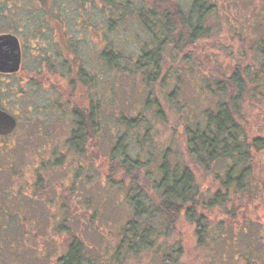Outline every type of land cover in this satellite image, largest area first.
<instances>
[{
    "label": "trees",
    "instance_id": "16d2710c",
    "mask_svg": "<svg viewBox=\"0 0 264 264\" xmlns=\"http://www.w3.org/2000/svg\"><path fill=\"white\" fill-rule=\"evenodd\" d=\"M212 8L210 0H193L188 11L178 0H0V35H16L23 53L31 58L35 55L38 63V71L27 70L26 78H16L23 68L16 75H0V103L19 119L12 134L0 136L4 141L0 143V264H25L26 259L37 257L26 248L25 237L28 223L34 226L40 221L18 218L21 204L13 201L20 197L22 186L12 194L10 187L2 184L10 181L7 177H14L11 173L18 167L16 158L26 153L28 133L18 137V127L26 120L29 75L33 76L31 81L35 77L42 83L49 75L62 77L70 86L79 83L88 94V106L70 112L73 126L67 147L73 154L84 155L86 145L99 139L98 133L107 128L116 132L109 158L132 180L128 190L132 214L118 232L115 246L105 250L112 261L123 264L129 256L153 250L162 258V264H183L182 247L174 256L170 251L173 246L167 243L182 217L195 227L199 247L213 246L218 256L227 251L236 264H257L254 260L264 257V228L256 226L257 221L244 212L255 203L264 205V184L256 172V161L264 156V134L250 135L241 120L245 118L243 108L248 95L257 98L263 93L259 78H248L252 80L248 86L249 80L237 68L225 81L207 83L216 107H208L202 117L192 115L186 122L189 153L213 174L215 189L204 190L192 167L173 162L166 152L155 167L153 193L138 187L136 171L152 161V151L145 145L153 139L150 131L155 118L163 116L161 102L155 98V85L172 82L170 98L178 103L174 94L182 89L183 73L188 76L181 67L165 71L166 58L185 53L186 48L209 36L207 18ZM123 32L129 39L121 35ZM259 42L264 65V38ZM138 85L147 96L137 115H128L123 105L133 98L131 91ZM62 98V93L54 94L53 103ZM121 100L124 104L119 103ZM140 129L145 130L144 142L140 144L136 138L141 148L129 152L135 144L132 136L140 137ZM57 152L53 149L52 157ZM145 154L150 158L145 160ZM50 161L57 166L64 163L59 156ZM40 180L39 176L37 185H41ZM214 208L224 211L228 219L212 217ZM239 214L242 218L237 222ZM156 215L162 218L159 223ZM67 220L53 223L56 233L65 231L69 235L56 256V264L98 263L86 240L65 225ZM215 225L217 228L212 230ZM227 226H233L228 229L229 236H225L229 233Z\"/></svg>",
    "mask_w": 264,
    "mask_h": 264
},
{
    "label": "rangeland",
    "instance_id": "374dc122",
    "mask_svg": "<svg viewBox=\"0 0 264 264\" xmlns=\"http://www.w3.org/2000/svg\"><path fill=\"white\" fill-rule=\"evenodd\" d=\"M178 1L182 2L186 11L190 10L193 3V0ZM210 3L213 8L207 18L209 36L186 48L185 53L173 57L166 55L163 67L165 71L181 67L183 72L186 70L188 73V76L183 73L182 89L174 94L178 103L170 98L172 82L160 81L154 88L155 98L161 102L163 116L161 119L155 118L154 128L150 131L153 139L145 145L152 151V161L136 171L140 178L138 187L144 186V189L152 193V178L157 169L155 167L162 162L164 152L173 162L180 161L192 167L204 190L215 189L217 186L213 174L196 163L190 155L185 134L188 118L192 115L195 118L196 114L202 117L206 108L216 107V100L209 97L207 83L225 81L234 70L240 68L245 79L259 78L264 86V65L258 51L259 41L264 38V0H210ZM121 35L129 39L125 32ZM22 64L23 70L17 74V79L24 78L27 70L38 71L35 55L31 58L24 53ZM30 77L33 76L29 75L27 78L30 99L26 120H22L18 127V137L28 133L26 153L16 158L18 167L11 173L14 177H7L10 181L2 183L5 187H10L12 194L17 193L22 186L20 197L13 201L21 204L22 213L18 214V218L27 222L34 219L40 221L37 225L28 223V227L26 226V248L37 257L26 259L25 264H56V256L62 251L69 235L65 231L56 233L53 223L57 220L59 223V219L63 218L68 219L65 225L71 232L86 240L94 257L99 259L96 264H119L118 261H112L105 250H112L119 239L118 232L131 218L132 207L128 203L131 192L128 190L132 186V180L123 175L109 158L117 140L116 132L107 128L104 133H98L99 139L94 138L86 145L87 151L84 155L73 154L67 147V137L73 126L70 112L76 107L84 109L88 106V94L79 83L77 86H70L69 81L62 77L49 75L44 83L36 82L35 77L31 81ZM248 80L250 86L252 80ZM25 83L24 80L22 85ZM139 89L140 85L133 89V98L127 105H123L128 115L136 116L142 109L144 95H147ZM56 93H62L64 102L61 99L53 103L52 97ZM247 98L243 108L245 118L241 120L250 135L262 136L264 88L257 98L249 95ZM124 102L121 100L119 103ZM13 108L15 111L16 108ZM139 131L140 137L132 136V142L137 138L141 144L144 142L145 130ZM13 139L14 137L10 140ZM1 142L4 141L0 140ZM140 144H132L129 152L138 151ZM53 149L58 152L52 157ZM57 156L64 162L62 165H53L50 161ZM150 156L145 154L143 158L147 160ZM256 164V172L264 184V156H259ZM39 176L41 185L36 184ZM12 200L14 199L10 202ZM244 212L257 221L256 226L264 228V205L255 203L245 208ZM28 215L30 218H27ZM210 215L216 220L228 219L224 211L216 208ZM156 217L157 221L162 220L160 216ZM241 218L239 214L235 220L238 222ZM178 222L177 230L170 233L167 243L173 246L170 251H174V256L178 254V248L182 247L180 261L183 264H217V261L221 264H236L227 251H221L218 256L213 246L199 247L195 227L184 217ZM233 226L225 229L228 231ZM216 228L215 225L211 229ZM230 232L225 236H229ZM254 262L264 264V257L256 258ZM123 264H162V258L153 250H145L129 256Z\"/></svg>",
    "mask_w": 264,
    "mask_h": 264
},
{
    "label": "water",
    "instance_id": "95a60500",
    "mask_svg": "<svg viewBox=\"0 0 264 264\" xmlns=\"http://www.w3.org/2000/svg\"><path fill=\"white\" fill-rule=\"evenodd\" d=\"M21 42L12 34L0 35V71L15 73L21 68ZM0 131L8 134L18 124L16 117L8 110L0 108Z\"/></svg>",
    "mask_w": 264,
    "mask_h": 264
},
{
    "label": "flooded vegetation",
    "instance_id": "af4514ba",
    "mask_svg": "<svg viewBox=\"0 0 264 264\" xmlns=\"http://www.w3.org/2000/svg\"><path fill=\"white\" fill-rule=\"evenodd\" d=\"M21 53H22V60H21V68H22V63H23V59H24V53H23V50H22V45H21ZM16 73L17 72H15V73H11V72H1L0 71V75L2 74V75H16ZM0 108L1 109H3L4 107L1 105V103H0ZM4 110H6V109H4ZM7 111V110H6ZM10 113H12L10 110H8ZM15 117H16V119H17V116L15 115V113L13 112L12 113ZM18 121H19V119H17ZM18 125V124H17ZM17 127V126H16ZM15 127V128H16ZM0 128H1V124H0ZM15 130L13 129V131L12 132H10V133H8V134H12L13 132H14ZM8 134H6V133H4V132H2V131H0V136H8Z\"/></svg>",
    "mask_w": 264,
    "mask_h": 264
}]
</instances>
